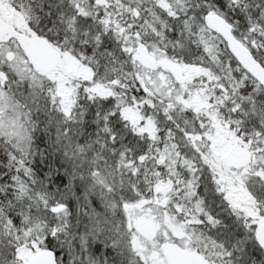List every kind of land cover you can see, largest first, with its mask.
<instances>
[{"label": "snow or ice", "instance_id": "1", "mask_svg": "<svg viewBox=\"0 0 264 264\" xmlns=\"http://www.w3.org/2000/svg\"><path fill=\"white\" fill-rule=\"evenodd\" d=\"M0 264H264V0H0Z\"/></svg>", "mask_w": 264, "mask_h": 264}]
</instances>
